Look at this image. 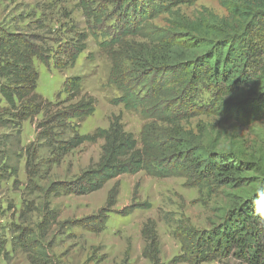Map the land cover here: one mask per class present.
<instances>
[{
    "label": "trees",
    "instance_id": "obj_1",
    "mask_svg": "<svg viewBox=\"0 0 264 264\" xmlns=\"http://www.w3.org/2000/svg\"><path fill=\"white\" fill-rule=\"evenodd\" d=\"M121 1L111 10L109 18L116 20L103 44L110 62L107 82L119 94L112 104L121 105L125 112L134 113L141 120L139 140L124 130L119 115L106 129H97L90 135L75 133L66 141L52 140L54 164L84 143L101 141L102 145L96 164L72 181L52 182L45 195H88L119 176L139 172L156 179L182 178L190 188L224 186L240 190L248 186L249 173L264 171V154L256 160H240L203 149L200 137L196 139L183 124L211 114L240 122L264 120V0H221L226 18L208 15L181 22L170 30L153 29L150 22L196 0ZM82 7L96 28L103 24L104 9H89L88 4ZM137 38L141 41L137 42ZM84 40L85 36L79 34L70 50L62 52L66 62L55 61L54 66H72L84 50ZM50 54L23 34H0V97L18 123L31 122L42 115L37 124L42 140L52 137L47 130L51 126L61 128L68 121L90 117L95 104L85 96L77 100L82 83L79 76L63 83L67 95L63 103H68L65 107L36 94L38 75L33 61L47 66ZM203 92L210 95L205 102L198 100ZM9 170L13 175L17 172L16 168ZM117 195L118 186L114 185L95 217L60 225H88L90 231L100 230ZM255 195L264 196V190L241 198L209 231L179 228L175 236L181 255L174 260L203 264L232 255L244 264H264V220L253 213ZM141 208L133 203L118 214L126 217ZM56 219L57 213L47 208L40 227L49 228ZM152 230L142 232L148 242L144 256L151 264H161ZM24 248L28 250L27 246Z\"/></svg>",
    "mask_w": 264,
    "mask_h": 264
},
{
    "label": "rangeland",
    "instance_id": "obj_2",
    "mask_svg": "<svg viewBox=\"0 0 264 264\" xmlns=\"http://www.w3.org/2000/svg\"><path fill=\"white\" fill-rule=\"evenodd\" d=\"M121 2L0 0V34H23L51 52L47 66L33 61L38 75L36 94L54 105L63 103L67 98L63 83L69 77L79 76L82 83L77 100L85 96L95 101L90 117L68 121L61 128L51 126L47 130L52 137L42 140V130L37 128L42 115L31 122L18 123L0 97V264H151L144 256L148 247L142 234L144 229L149 233L153 229L161 264H186L174 260L181 255L177 230L190 227L209 231L218 226L231 207L257 190V183L264 178V171L251 172L247 176L249 185L240 190L224 186L190 188L182 178L156 179L139 172L119 176L88 195L57 198L45 195L52 182L72 181L96 164L102 145L101 141L84 143L54 164L52 140L66 141L75 133L86 136L97 129H106L118 115L124 130L139 140L141 120L134 113L125 112L121 105L112 104L119 94L107 82L110 62L103 44L116 20L109 18L111 10ZM85 4L89 9L100 7L106 11L100 27L96 28L93 19L85 16L82 10ZM208 15L218 19L228 16L221 0H196L191 5L173 8L150 23L153 29L170 30L181 22ZM79 34L85 36L83 52L72 66L56 68L54 62H66L62 52L70 50ZM209 97L203 92L198 100L205 102ZM183 127L196 139L200 137L203 149L240 160H256L264 154V120L240 122L211 114L194 117ZM10 167L17 169L15 175ZM114 185L118 186V195L100 230L90 231L88 225L74 228L60 225L95 217L105 206L107 193ZM133 203L142 208L126 217L118 214ZM47 208L57 213V222L49 228L40 227ZM146 252L149 254L150 249ZM203 264L244 263L229 255Z\"/></svg>",
    "mask_w": 264,
    "mask_h": 264
},
{
    "label": "clouds",
    "instance_id": "obj_3",
    "mask_svg": "<svg viewBox=\"0 0 264 264\" xmlns=\"http://www.w3.org/2000/svg\"><path fill=\"white\" fill-rule=\"evenodd\" d=\"M257 190H264V179L257 183ZM251 206L254 215L260 218L261 220H264V196H253Z\"/></svg>",
    "mask_w": 264,
    "mask_h": 264
}]
</instances>
